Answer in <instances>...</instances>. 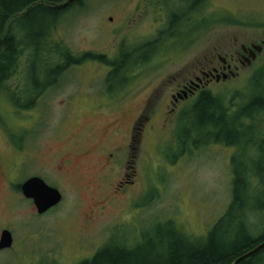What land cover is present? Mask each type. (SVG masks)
<instances>
[{
	"label": "rangeland",
	"instance_id": "rangeland-1",
	"mask_svg": "<svg viewBox=\"0 0 264 264\" xmlns=\"http://www.w3.org/2000/svg\"><path fill=\"white\" fill-rule=\"evenodd\" d=\"M195 2L177 0L174 9ZM171 9L163 0H84L49 29L41 49L23 50L18 57L0 90V232L8 229L13 236L12 246L0 251V264H79L120 244L152 254L160 240L157 252L165 254L172 239L201 248L231 201L233 164L249 165L258 174L253 202L264 207L263 138L254 149L221 143L182 149L184 141L202 137L196 130L186 134L192 123L180 121L193 99L180 102L177 111L164 109L169 91L199 64L234 43L264 41V0H206L208 22L200 34L183 44L165 40L122 94L106 90L110 67L98 56L114 60L121 47L155 41ZM263 65L264 47L236 76L213 80L206 90L235 103ZM136 117L135 158L131 153L127 158L134 181L117 189L122 148L111 168L106 152L125 143ZM259 118L257 138L259 130L264 137V113ZM33 175L62 194L42 215L17 186ZM250 222L259 226L254 236L263 232L264 208Z\"/></svg>",
	"mask_w": 264,
	"mask_h": 264
},
{
	"label": "trees",
	"instance_id": "trees-1",
	"mask_svg": "<svg viewBox=\"0 0 264 264\" xmlns=\"http://www.w3.org/2000/svg\"><path fill=\"white\" fill-rule=\"evenodd\" d=\"M64 1L0 0L1 91V86L10 76V71L17 67L18 57L22 55L23 50L36 53L45 45L49 29L56 26L61 16L70 12L72 7L82 8L84 4V0H75L72 7L67 5L59 7ZM176 1L163 0L173 9L169 13L168 25L159 32L160 37L156 38L154 43L171 39H176V42L179 39L178 44H183L185 41L188 43L192 40L193 33L200 34V29L208 22L206 14H203L206 0H196L192 7L180 11L174 9L173 3ZM151 45L152 42H145L139 46L126 48L127 50L123 48L121 55L114 60H106L104 56H98L110 67L106 89L108 93L117 89L116 86L128 83L130 78L140 70L154 51ZM158 48L159 46L155 49ZM146 52L150 54L146 55ZM64 59L67 62L69 57L64 55ZM55 67L59 71L64 68L63 65ZM238 93L239 101L233 103L232 101L225 102L209 90L200 91L181 111L180 121L192 123L191 128L186 130V134H191L196 130L202 137L192 139L190 144L182 141L184 145L181 148L185 149L184 146L198 147L206 143H221L225 146H237L243 150L249 146L254 149L257 140L264 138L261 135L262 130H259L258 136L260 137L258 138L254 133L258 126L262 125V118L259 117L264 113V65L251 77L245 90ZM9 99L11 100V97ZM11 101L17 102L16 100ZM234 106L235 108L232 109ZM248 157L246 160H251V157ZM233 166L231 168L233 176L231 201L222 216L213 224L203 247L192 249L189 247L193 245L192 243H183L185 246L183 247L182 243L174 242L173 239L172 243L168 242L165 254L157 252L164 240H160L157 246L152 247L155 251L152 254H146L142 249L124 244L113 248L105 246L98 250L92 258L85 259L79 264H231L237 258L264 243V231L254 236L252 233L259 226L252 227L250 222L251 216L259 214L264 208L261 204L253 202L257 199L253 186L254 182L259 179L258 174L246 164L239 166L233 164ZM227 235L229 238L226 239ZM236 264H264V245L240 259Z\"/></svg>",
	"mask_w": 264,
	"mask_h": 264
},
{
	"label": "flooded vegetation",
	"instance_id": "flooded-vegetation-1",
	"mask_svg": "<svg viewBox=\"0 0 264 264\" xmlns=\"http://www.w3.org/2000/svg\"><path fill=\"white\" fill-rule=\"evenodd\" d=\"M67 1V0H65ZM64 1V2H65ZM75 0H70L67 3V6L71 7L73 5V2ZM112 18L109 17V20H111ZM168 22V20H167ZM166 22V25H168V23ZM120 25V24H119ZM166 27V26H165ZM164 27V28H165ZM163 30V29H162ZM160 41V40H159ZM146 42H152V47L154 50H156L155 48L158 47L160 44L163 45L164 40L160 43H154V39H149ZM157 44V46H155ZM253 43L246 45V44H242V43H234L232 46H230L228 48L227 51H225L223 54H216V59L213 60H209L206 61L205 63H201L197 66V69L195 71H193V73L185 79H182L180 82H178L167 94V101L164 104V109L165 112H172V111H177V107L178 104L180 102H182L183 100H187L190 98H195L200 91H202L203 89H205L209 83L211 81H215L216 77L219 76V78L221 77L222 74H226V79H228V77H234L237 75L238 72V68H242L244 65H246L247 61H246V57L249 56V48ZM155 46V47H154ZM151 47V48H152ZM264 47V45H263ZM123 48L121 47L118 50V56L121 55V50ZM260 53V52H259ZM259 53L255 52V58L259 55ZM154 55V51L151 54V56ZM117 56V57H118ZM150 56V57H151ZM255 60V59H254ZM253 61V60H252ZM251 61V62H252ZM234 74V75H233ZM221 81V80H219ZM120 86V87H118ZM116 86L117 89H115L114 91H112L114 94H122L123 91L122 90V85H118ZM121 89V90H120ZM109 95H113L112 93ZM171 105V107H170ZM143 106H145V101ZM165 115V113H164ZM137 117L134 118L130 124V128L128 131H126V135L124 137L125 139V143H123V145H121L120 147L114 149L113 151H109L106 152L107 154V162H110V168H111V164L113 162H115V155L118 154V149H121V159H122V168L123 171L121 172V175L119 176V179L117 180V189L121 188H125L128 185L127 184H131L133 183L134 179V170L131 171V174H129L127 172L128 168L133 166H128V163H132V162H128V156L131 153V157L135 158V156H133V150H134V146L132 145V143H138V134L134 135L133 134V129H134V125L137 122ZM148 119V118H147ZM166 121V117L164 118ZM165 121V122H166ZM22 148V146H21ZM118 150V151H116ZM1 160H4L3 158L0 157V170L2 167V162ZM65 161V160H64ZM119 161V160H117ZM4 163V162H3ZM61 167V166H59ZM113 197V195H111ZM2 251V250H0Z\"/></svg>",
	"mask_w": 264,
	"mask_h": 264
},
{
	"label": "water",
	"instance_id": "water-1",
	"mask_svg": "<svg viewBox=\"0 0 264 264\" xmlns=\"http://www.w3.org/2000/svg\"><path fill=\"white\" fill-rule=\"evenodd\" d=\"M69 1L70 0H68L64 4L59 5V7L66 6ZM263 44L264 42L262 43V45ZM261 49H262L261 45L252 44L250 46L249 56L245 58L247 61V64L250 63L251 59L255 58V52L259 53ZM221 77L222 79H225L226 74H223ZM216 80L217 81L219 80V76L216 77ZM20 190H21L22 195L25 198L32 200L37 214H43L47 212L49 209L56 206L61 201V198H62V195L57 188L48 185L39 176H31L27 178L26 180H24L20 184ZM11 244H12V235L10 231L7 229L2 230L0 234V249L9 248ZM263 245L264 243L258 245L253 250L237 258L231 264H236L240 259L250 255L251 253L259 249Z\"/></svg>",
	"mask_w": 264,
	"mask_h": 264
},
{
	"label": "bare ground",
	"instance_id": "bare-ground-1",
	"mask_svg": "<svg viewBox=\"0 0 264 264\" xmlns=\"http://www.w3.org/2000/svg\"><path fill=\"white\" fill-rule=\"evenodd\" d=\"M264 139V138H263Z\"/></svg>",
	"mask_w": 264,
	"mask_h": 264
}]
</instances>
